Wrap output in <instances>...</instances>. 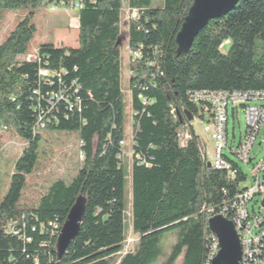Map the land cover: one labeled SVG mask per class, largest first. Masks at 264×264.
Returning a JSON list of instances; mask_svg holds the SVG:
<instances>
[{
    "label": "trees",
    "instance_id": "16d2710c",
    "mask_svg": "<svg viewBox=\"0 0 264 264\" xmlns=\"http://www.w3.org/2000/svg\"><path fill=\"white\" fill-rule=\"evenodd\" d=\"M62 1L77 11L78 46L46 43L37 59L27 61L33 10L61 0H0V15L31 10L0 44V130L5 129L0 140L11 132L25 141L3 196L0 177V264H155L172 232L176 240L163 264L179 258L180 264H206L211 210L217 213L236 199L245 172L235 162L234 178L207 166L192 127L205 114L189 95L264 90V0H239L225 16L210 20L182 55L175 36L193 0H75L80 7ZM124 3L139 10L138 19L128 23L129 49L141 46V57L129 62L134 143L129 172L119 158L128 121L119 42ZM41 69L50 75H40ZM57 94L63 98L49 105L47 98ZM40 118L44 129L79 133L82 165L69 182L55 180L35 206L21 207L26 176L37 163ZM183 131L189 133L184 142ZM79 195L86 197L80 231L58 259L56 240ZM128 203L139 240L133 252L122 254ZM10 219L26 229L6 233Z\"/></svg>",
    "mask_w": 264,
    "mask_h": 264
},
{
    "label": "rangeland",
    "instance_id": "374dc122",
    "mask_svg": "<svg viewBox=\"0 0 264 264\" xmlns=\"http://www.w3.org/2000/svg\"><path fill=\"white\" fill-rule=\"evenodd\" d=\"M31 10L28 8H15L3 10L0 15V44L15 28V26L29 16ZM77 11L67 7L62 9H54L50 5L40 4L33 10L30 16V23L35 26L33 38L29 43V55L34 57L39 47L46 43H52L57 47H77L78 46V21L76 18ZM121 56H122V86L126 93L125 105L128 121L126 123L127 144L125 146L124 163L128 172L132 164L129 156L130 139L132 138V110L130 107V94L128 90V77L130 75L129 60L130 51L128 48V24L127 19L122 17L121 21ZM229 43L226 41L222 44L220 50L226 52ZM194 132L199 133L201 137V146L211 151L213 141L211 135L204 130L203 121L194 119L192 121ZM246 130V116L242 107L232 110V106L228 107V124H227V145L228 149L234 151L244 137ZM38 158L34 170L26 176V183L22 191L19 201L21 207H33L38 203L39 198L48 190L50 185L57 179H63L69 182L81 168L82 158L80 156V139L77 131H58L50 129H41L38 131ZM184 132L181 133V140L184 142ZM262 140V146H258V142L251 151L254 157V163L264 158V135L263 130L260 132L258 141ZM25 141L14 133H5L0 140L2 148L0 161V177H1V196H3L8 188L10 177L14 171V164L19 158ZM225 155L238 164V166L247 174V180L240 184V188H246L254 185L251 176V165H245L238 158L225 150ZM129 179V175L127 180ZM264 182V181H263ZM127 182V200L130 202V185ZM263 197L258 195L249 203L251 214L261 212ZM254 209V212H253ZM126 239L122 254L133 252L136 249L139 236L131 229V207L128 203L126 208ZM176 240L175 233L165 235L162 248L163 255L155 264H163ZM181 258L177 259L175 264H180Z\"/></svg>",
    "mask_w": 264,
    "mask_h": 264
},
{
    "label": "built area",
    "instance_id": "2783aa9c",
    "mask_svg": "<svg viewBox=\"0 0 264 264\" xmlns=\"http://www.w3.org/2000/svg\"><path fill=\"white\" fill-rule=\"evenodd\" d=\"M64 1L61 0L59 4H54L52 8L62 9ZM72 7H80V1L73 0L70 3ZM123 17L127 19V24L130 20L138 19L139 10L128 7L125 3L122 7ZM139 49L130 50V60L136 61L141 57V51ZM129 48V46H128ZM38 58L37 53L34 57L27 55L25 59L27 61L35 60ZM39 74L42 76H49L50 72L46 69H41ZM131 74V71H130ZM60 94V93H59ZM63 98L62 95H52L47 98L49 105L53 104V100ZM189 98L192 102L198 104L203 109L205 114V120H203L204 130L211 135L213 146L211 151L202 147V154L205 161L211 164V167L219 170H225L229 173L231 178H234L237 174L236 168L233 167V161L225 155V150L235 155L239 161L245 165H251V176L253 178L254 185L243 188L236 199L229 205L223 206L217 213L211 210V216L223 215L227 219L231 220L236 228V231L240 238L241 244V261L240 264H264V214L261 212L253 214L249 210V203L254 200L258 195L263 197L261 202V208L264 209V158L254 163V157L251 156V151L254 145L258 142V146H262L263 141H258L260 132L263 130L264 135V90L257 91H208L200 90L191 92ZM67 97L65 100L67 101ZM144 104L148 103L145 98H142ZM68 102V101H67ZM232 106V110H236L238 107H242L246 116V130L243 139L239 143L238 147L232 151L228 149L227 145V124H228V107ZM45 124L40 118L36 125L38 129H44ZM5 131L4 127L0 130L1 134ZM184 132V141L189 138V133ZM181 132V133H183ZM180 133V137H181ZM183 141V140H182ZM127 141H121L122 148L126 146ZM133 138L130 139V152L129 156L133 161ZM81 145V143H80ZM2 148L0 147V158ZM125 149L120 153L119 158L124 160ZM82 158V153H80ZM136 159L139 164H146L141 156L136 155ZM236 164V163H235ZM238 166V164H236ZM245 180H247V174L245 173ZM244 180V181H245ZM243 181V182H244ZM241 184V183H240ZM210 216V217H211ZM54 227L53 223H49ZM43 225H41V229ZM26 229L25 225L20 227L18 219H10L5 227V232L11 235H20L22 231ZM32 230L35 228L32 227ZM211 244L209 246V253L216 254L218 251L217 239L212 234L210 236ZM30 241L29 238H27ZM127 253V252H126ZM125 254V253H124ZM208 257L207 263L208 264Z\"/></svg>",
    "mask_w": 264,
    "mask_h": 264
},
{
    "label": "water",
    "instance_id": "95a60500",
    "mask_svg": "<svg viewBox=\"0 0 264 264\" xmlns=\"http://www.w3.org/2000/svg\"><path fill=\"white\" fill-rule=\"evenodd\" d=\"M238 1L193 0L175 36L177 54H187L195 38L208 25L209 21L225 16L235 8ZM207 166L211 167V164L207 163ZM85 209L86 197L79 195L70 208L56 240L58 259H61L70 243L78 236ZM207 223L218 244V251L210 264H240L241 244L233 222L223 215H214L209 217Z\"/></svg>",
    "mask_w": 264,
    "mask_h": 264
},
{
    "label": "bare ground",
    "instance_id": "6f19581e",
    "mask_svg": "<svg viewBox=\"0 0 264 264\" xmlns=\"http://www.w3.org/2000/svg\"><path fill=\"white\" fill-rule=\"evenodd\" d=\"M60 232V231H59ZM216 254H211L210 255V263H211V260H212V258L215 256Z\"/></svg>",
    "mask_w": 264,
    "mask_h": 264
},
{
    "label": "crops",
    "instance_id": "0c3cea01",
    "mask_svg": "<svg viewBox=\"0 0 264 264\" xmlns=\"http://www.w3.org/2000/svg\"><path fill=\"white\" fill-rule=\"evenodd\" d=\"M195 133H196L198 136H200L199 133H198L197 131H195ZM200 140L202 141L201 137H200Z\"/></svg>",
    "mask_w": 264,
    "mask_h": 264
}]
</instances>
